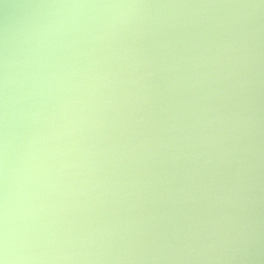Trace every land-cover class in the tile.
Segmentation results:
<instances>
[{"label":"clouds","instance_id":"obj_1","mask_svg":"<svg viewBox=\"0 0 264 264\" xmlns=\"http://www.w3.org/2000/svg\"><path fill=\"white\" fill-rule=\"evenodd\" d=\"M0 264H264V0H0Z\"/></svg>","mask_w":264,"mask_h":264}]
</instances>
